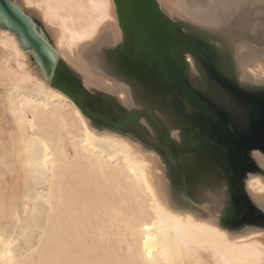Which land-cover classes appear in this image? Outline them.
Instances as JSON below:
<instances>
[{"label": "bare ground", "instance_id": "6f19581e", "mask_svg": "<svg viewBox=\"0 0 264 264\" xmlns=\"http://www.w3.org/2000/svg\"><path fill=\"white\" fill-rule=\"evenodd\" d=\"M11 1L57 56L46 78L0 29V264H264V225L232 223L226 149L257 110L187 49L212 43L222 75L264 98V0H145L164 51L121 30L114 0ZM177 74L225 132L201 129ZM248 159L256 219L264 149Z\"/></svg>", "mask_w": 264, "mask_h": 264}, {"label": "water", "instance_id": "95a60500", "mask_svg": "<svg viewBox=\"0 0 264 264\" xmlns=\"http://www.w3.org/2000/svg\"><path fill=\"white\" fill-rule=\"evenodd\" d=\"M145 0H114L117 9L119 26L122 31L140 36L144 41L153 40V46L164 51L165 43L159 36L158 25L146 24V20H155L157 15L151 13V7L144 4ZM0 29L9 30L14 33L22 50H31L32 62L38 66L42 75L49 77L53 67L56 54L47 41L42 38L34 29V22L22 13L11 0H0ZM178 75V74H177ZM177 87L182 98L187 101L196 111H199L205 120H209L214 126L225 132V127L213 106L203 97L192 91L182 79L177 77ZM232 94L246 99L255 105L259 116L251 114V136L246 139L245 154L251 149H264V106L263 101L253 95L236 87H225ZM231 147L226 146L231 158L234 161L233 174L235 187L233 194L240 206V213H250L251 209L247 204L246 197L241 189L242 162L240 149L233 143L231 136ZM233 204V200L231 202ZM230 204L231 206H233ZM256 220L264 221V216L259 215Z\"/></svg>", "mask_w": 264, "mask_h": 264}, {"label": "rangeland", "instance_id": "374dc122", "mask_svg": "<svg viewBox=\"0 0 264 264\" xmlns=\"http://www.w3.org/2000/svg\"><path fill=\"white\" fill-rule=\"evenodd\" d=\"M200 5L203 4V5H206L207 3L205 2V0H203L202 2L199 3ZM203 5L201 7H203ZM33 20L36 24H38L39 27H42V24L38 21L37 18L33 17ZM193 44L205 55H203L202 53H199V51L196 50V48L194 47V45L188 43V50L189 51H192L195 53V56L196 58L198 59V61L200 62V64L203 65V67L209 72L210 74V77L213 79V81L221 88L223 89L225 92L231 94L232 96L234 97H239V96H236L234 94H232V92H230V90H227L225 87H228V88H231V87H236L235 84L233 83V81H231V79L229 80L228 77H224L222 75V73L220 72L219 70V67H217V65L215 64L216 63V60L213 59L214 55H215V47L213 46L212 43H209V42H205V41H201V40H195L193 41ZM181 50L185 49V46L182 45L180 47ZM237 88V87H236ZM250 95V94H249ZM240 98V97H239ZM262 101H263V106H264V98H260ZM246 100V99H245ZM248 101V100H247ZM253 104V103H252ZM254 105V104H253ZM255 107V105L253 106V108ZM256 108V107H255ZM251 111H254L251 110ZM256 112V111H254ZM258 114V113H257ZM259 116V115H258ZM200 126H201V129L206 130V128H211L213 131L215 130L213 126L210 125V121L209 120H205L202 116V114L200 113ZM226 130L230 133V136L233 137L235 143H236V146L240 149V153H242V156H241V160H242V168H243V172H245L247 169H248V166H249V159H248V154L254 150V149H251L250 151H248L246 154L244 152V149H245V146H246V139L251 136H242V135H238V134H235L234 131L231 129V127L229 126H226ZM223 137L226 139V135L225 134H222ZM235 137V138H234ZM208 139L210 140V138L208 137ZM219 147V146H218ZM220 151H222V154L227 156L226 155V152L224 151L223 148L219 147ZM233 174V170H232V173ZM234 174L232 175V179H231V190L232 192L234 191V187H235V181H234ZM242 180V179H241ZM241 183V181H240ZM241 189H242V192L244 194V191H243V186L241 184ZM245 196V194H244ZM233 199H234V205H235V208L237 209V218L232 221V223H238V222H242L244 220L248 221L250 219V217L252 219L250 220H253L254 222H256V220H254V217L249 214V213H245L244 216H242V214L240 213V206L239 204L237 203V200L235 199V196L233 194ZM249 220V221H250ZM261 222V223H260ZM256 223H259V224H263L264 225V222L263 221H258ZM126 236H125V232H122L121 233V242L126 245L127 242H126Z\"/></svg>", "mask_w": 264, "mask_h": 264}, {"label": "snow or ice", "instance_id": "6c2138e0", "mask_svg": "<svg viewBox=\"0 0 264 264\" xmlns=\"http://www.w3.org/2000/svg\"><path fill=\"white\" fill-rule=\"evenodd\" d=\"M238 7H242L243 5L242 4H237Z\"/></svg>", "mask_w": 264, "mask_h": 264}]
</instances>
